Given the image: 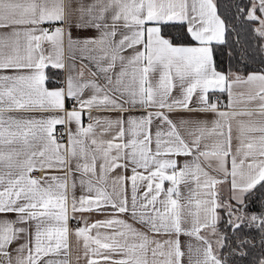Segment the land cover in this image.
Instances as JSON below:
<instances>
[{"label":"snow or ice","instance_id":"obj_1","mask_svg":"<svg viewBox=\"0 0 264 264\" xmlns=\"http://www.w3.org/2000/svg\"><path fill=\"white\" fill-rule=\"evenodd\" d=\"M0 29V264H72L70 235L86 264H184L180 235L264 264V0H0Z\"/></svg>","mask_w":264,"mask_h":264},{"label":"crops","instance_id":"obj_2","mask_svg":"<svg viewBox=\"0 0 264 264\" xmlns=\"http://www.w3.org/2000/svg\"><path fill=\"white\" fill-rule=\"evenodd\" d=\"M256 27H258V25H256ZM2 31H7V30L6 29H0V32H2ZM44 47H45V49H49V45H47V44H45ZM65 58H66V61H67V50L65 51ZM77 65H78V67L82 68V70L84 72L85 79L91 78V72L94 71V69L91 67V65H87V62H85V65H87V66H83V65H80L79 61H77ZM47 72H48V75L50 77H52L54 79H58V80H62L64 78V76H65V72L64 71L58 70V69H54V68H51V67H49L47 69ZM52 86H53L52 84H49V87H52ZM239 90H244V89H239ZM220 100L221 101H226L227 100V96L226 95H220ZM237 110L238 111H243V110L256 111L257 109H255V108L244 109V108L241 107V108H237ZM128 114L141 115L142 112L140 110L131 109L129 113H125V116H127ZM33 115H38V113H33ZM117 115H118V113L111 112V111H108V110H103V109L94 110L93 111V116L107 117L109 119H115ZM202 118L207 119V120H212L214 117H213L212 114H208L206 117H202ZM86 119L87 118L84 119V123L85 124H87L89 122V121L86 122L85 121ZM241 119H248V118L247 117H242ZM253 119H257V118L254 117ZM98 131H99V129H98ZM104 138L107 139L109 137L105 136ZM64 142L65 143L67 142V137H65ZM234 145H235V141H234ZM119 171L120 170L117 169L116 172L113 173L112 175H116L117 173H119ZM125 174L130 176L131 172H127ZM213 174L215 175V173H213ZM32 175L40 176V175H42V173L40 171H36ZM74 178L77 180V187L75 189V195L77 197H79L82 194V188H81V186L79 185V182H78L79 181V174H76V176ZM165 186L166 187L168 186L167 183H166ZM229 187H230V185L228 183H223V184H221L219 186V191H220V194H221L222 198H225V197L228 196ZM182 191H183V189H182ZM70 195H71V191H70ZM70 215H71V213H70ZM76 216H77V219L69 221V227L72 230L76 229L77 227L83 226L84 222H85V219L87 220L88 223H92L95 220H103V219L106 218L105 215L97 214V213H94V212L93 213H82V214L81 213H77ZM81 217H83L84 219H82ZM3 218L15 219V215L14 214H8L6 217H3ZM123 218L124 219H128V217L126 215ZM101 231L104 232V231H110V230L101 229ZM93 234H95V230H93ZM201 234L202 235H207V233L205 231H202ZM157 238L163 240V239H168L169 237L161 236V237H157ZM179 239H180V242H181V249H182V251H185V253H186L185 257L183 258L184 264H188V258H187L188 245L191 244L195 248L196 246L199 245L200 242L197 241L195 237H190L188 235H180ZM69 241H70V247H71V257L70 258L72 260V264H86L85 259L83 258L84 249H83V241H82V239L78 242L77 237L75 235H70ZM16 246H17L16 244H13L12 248H15ZM13 256H15V252H13ZM77 256H80L79 261L76 260ZM52 258L59 259L61 257H52ZM0 259H3V258L0 257Z\"/></svg>","mask_w":264,"mask_h":264},{"label":"trees","instance_id":"obj_3","mask_svg":"<svg viewBox=\"0 0 264 264\" xmlns=\"http://www.w3.org/2000/svg\"><path fill=\"white\" fill-rule=\"evenodd\" d=\"M224 2L227 3L228 0H224ZM254 26L256 27V25ZM167 32L169 35L172 36L182 35V30L180 29H169L167 30ZM240 32H241L240 40L242 46L258 43V38L251 32V27H249L246 30L241 29ZM229 46L233 48L237 47L234 43V38L230 39ZM249 62L259 66V57H257L256 61L250 60ZM241 67H243V65H241ZM221 215H223V213H221ZM218 227L221 232L225 231V223L223 221L218 225ZM209 238L212 239L213 241L216 239V237L214 236H210ZM220 251L221 253H223L226 250H220ZM260 252H261L260 248L257 247L255 250H253L252 254L248 257V259L244 262V264H255V260L260 256Z\"/></svg>","mask_w":264,"mask_h":264},{"label":"built area","instance_id":"obj_4","mask_svg":"<svg viewBox=\"0 0 264 264\" xmlns=\"http://www.w3.org/2000/svg\"><path fill=\"white\" fill-rule=\"evenodd\" d=\"M45 26H47V25H45ZM218 99H220V95L218 96ZM86 122L88 121L87 119L85 120ZM58 130H63V129H58Z\"/></svg>","mask_w":264,"mask_h":264}]
</instances>
